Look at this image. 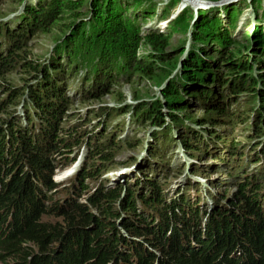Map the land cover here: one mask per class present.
I'll use <instances>...</instances> for the list:
<instances>
[{
    "label": "trees",
    "instance_id": "16d2710c",
    "mask_svg": "<svg viewBox=\"0 0 264 264\" xmlns=\"http://www.w3.org/2000/svg\"><path fill=\"white\" fill-rule=\"evenodd\" d=\"M127 1H131L132 5ZM127 1L123 2L124 5L136 11L140 7L139 3L142 4L144 0ZM118 4L117 0H41L39 7L55 9L60 14L67 11L72 17L68 22L67 31H70L65 30L64 36L57 41L61 45L69 42L73 46L70 37L73 40L86 29L84 11L91 13V20L95 21L92 29L99 26L104 43L114 44V50L109 56L100 54L101 61L95 70L102 77L101 83L106 85L107 91L112 90L119 82L118 77L109 73L115 69L114 63L109 64L115 54L122 64L125 63L121 75L126 76V81L130 79V72L131 76H135L140 70L146 75H156L160 82L177 61L176 56L169 58L164 53L167 35L156 29H149L142 34L139 15L125 16L123 6ZM147 14L150 13L146 12L143 17ZM77 20L80 22H76ZM177 20L180 21L177 24L184 23L186 15L182 14ZM42 24L43 22L40 23ZM31 25V22H27V26L22 29L26 31V27ZM214 25L213 22H204L200 27L210 33L208 37L213 38L214 45L234 43L226 33L211 30ZM140 39L155 49L153 57L148 58V63L140 59L134 60L130 55L135 56V51H128L129 47L137 46ZM252 39L262 43L264 34L258 32ZM101 46L99 42L93 44L94 50H101L98 49ZM124 47L127 50L125 52L122 50ZM263 47L260 52L262 55ZM21 50L20 44L5 46L0 50V76L17 73L20 80L31 82L27 76L29 72V76L36 73L38 66L35 60L30 59L27 53L22 54ZM237 50L239 51L238 48ZM237 50H230L223 56L222 62H228L225 65L228 71L221 77L224 94L221 96L215 92L214 98L219 99L220 103H213L212 108L208 106L205 109L208 112L206 118L212 120L215 117L212 112L217 110L225 116L227 124L236 119L248 126L244 135L246 139H256L255 143L260 144L256 141L264 137V105L259 101L261 110L256 109L247 100L240 112H229L226 103L246 92H250L247 93L250 97L254 95L255 99L264 100V58L260 57L257 62L252 61L248 54L236 58ZM120 52H124L123 55ZM157 61L167 64V68H160L158 71ZM58 62L54 67L57 70L54 71L56 77L53 80L32 85L29 96L35 106L31 111L27 108L23 115H17L23 120V124L11 123L8 115L5 127L0 126V264H264V146H260L262 150L258 151L253 148L250 156L247 152L237 151V146H231L230 155L226 158L229 172L238 178L242 177L244 182L240 183L234 196L223 193L227 192V188L221 195L213 193L211 203L206 207L200 206L199 198L196 201L197 191L193 194L189 190L194 184L190 185L189 182L181 195L169 199L164 195L167 181L160 182L152 175L146 176L142 181L137 180L134 186L99 183L94 188L90 186L92 170L88 169L78 177L79 180L82 175L87 183L81 178L79 186L59 189L52 177L56 168L53 165L55 156L64 155L86 142L89 145L87 162L90 158L91 169L94 170L93 165L98 160L100 169H103L105 163H109V167L117 164L114 156L121 151L122 146L119 141L111 139L112 134L106 137V142L99 138L92 142L88 137L83 138L77 128L65 129L62 126L60 118L69 114L64 110L67 101L63 105L66 100L65 88H59L57 80L67 77L66 73L71 68L64 64L58 67ZM68 63L72 65L74 60H69ZM184 65L189 79H196V72L190 71L188 63ZM86 78L88 76H83L81 81ZM4 92L7 94V91ZM20 92L22 91L18 93ZM177 93L174 92L172 97ZM163 96L168 100L162 106L152 104L140 114L142 122L151 119L160 123L159 119L163 114L161 108L164 106L170 112L180 109L181 103L177 99L168 98L166 93ZM6 101L0 98V114L11 110L12 103L17 99L11 94ZM147 103L139 102L141 109L137 115ZM9 113L15 115L14 110ZM178 119L179 117H175V122ZM205 122L203 119L197 120L199 124ZM82 124H75V127ZM26 129H31L32 134ZM59 133L69 136L62 138ZM105 133H108L107 130ZM216 135L215 139L226 142L223 140L226 135L217 132L214 133ZM185 137L186 134L182 138L184 150L193 148L195 144L190 143L194 138L191 136L187 140ZM199 151L203 150L199 147ZM209 151L206 150L208 153ZM134 163L124 162L123 166L130 167ZM250 165H254L250 170L252 174L244 175L240 172L239 175L236 172L239 168L238 171L242 170L246 174ZM191 173H198L196 165ZM128 178L129 176H125L119 180L131 183ZM88 188L93 191L81 194V189ZM57 193L62 194V199H54L53 196ZM82 197L87 199L88 204L80 201L83 200ZM220 197L227 200L223 199L225 202H222ZM91 207L96 208V213L100 214L92 211ZM44 215H50L51 218L44 220Z\"/></svg>",
    "mask_w": 264,
    "mask_h": 264
},
{
    "label": "rangeland",
    "instance_id": "374dc122",
    "mask_svg": "<svg viewBox=\"0 0 264 264\" xmlns=\"http://www.w3.org/2000/svg\"><path fill=\"white\" fill-rule=\"evenodd\" d=\"M40 1L0 0V50L5 46L20 44L22 54L27 53L38 66L36 73L29 76V72L27 76L31 82L20 80L17 73L0 76V98H4L7 102V98L13 94L17 99V103H12L11 110H9H14L15 115L9 111L0 114V126L5 127V123L8 121L6 119L9 116L11 123L23 124V120H20L19 116L23 115L27 108L31 111L35 106L29 96L32 85H38L41 81L48 79L53 80L56 77L54 71L57 70L54 67L59 61L58 67L64 64L65 67L71 68L66 73L67 77L57 80L58 87L65 88L64 98L66 100L63 105L67 101L64 110L69 114L65 117L62 115L60 118L62 126L65 129L77 128L83 138L88 137L92 142L98 138L102 142H106L108 140L106 137L112 134L111 139L119 141L122 146L120 147L121 151L114 156L117 164L109 167L110 164L105 163L103 169H100V160L93 165L94 170L91 169L90 158L87 162L89 145L86 142L79 148L65 152L64 155L62 154L63 156H55L53 165L56 168L52 177L59 189L63 187L71 189L72 186H79L81 178L87 183L85 177L80 175L79 180L78 177L80 173L90 169L92 170L90 178L92 187L94 185L96 187L99 183L134 186L136 182L152 175L160 182L167 181L164 195L169 199L181 195L185 185L190 182V185L194 184V187L189 190L193 194L197 191L196 201L199 198L200 206L205 207L210 205L213 193L215 195L228 193L231 196L237 194L240 183H243L244 179L229 172L226 162V158L230 155L229 149L235 145L238 147L237 151L247 152L250 156L253 148L257 151L262 150L264 137L256 141L260 144L255 143L256 139L247 140L244 135H246L248 126L236 119L228 124L225 123V116L219 114L217 110H213L212 113L215 117L212 120L207 119L208 112L205 109L208 106L212 108L213 103H220L219 99L214 98L215 92L221 96L224 94L221 77L225 76L228 71L225 66L228 62L223 63L222 59L228 51H236L238 48L239 51L235 52L236 58L248 54L252 61L256 60V62L260 57L264 58L262 57L264 55L260 54L264 41L260 43L259 40L252 39L258 32L264 34V0H235L223 6H214L212 3L210 4L211 0H144L142 4L139 3L140 7L135 9L136 11L124 5L123 2L127 0H117L118 6H123L121 8L125 16L139 15L138 21L142 24L140 28L142 34L149 29H156L167 35V47L164 53H167L169 58L176 56L177 61L171 67V71L163 75L160 82L156 75H146L140 70L134 74L135 76H131L132 72H130L128 76L130 79L126 81V76L121 75L125 63L122 64L117 54L114 53V58L109 60V64L114 63L115 69L109 73L118 77L119 82L110 91L105 89L106 85H102V77L95 70L101 61L100 54L105 57L109 56L114 50V44L104 43L99 26L92 29L95 21L91 20V13H88L87 10L84 11L86 16L83 19L87 23L86 29L76 35L73 40L72 36L70 37L73 46H70L69 42L61 45L62 43L57 41L70 31L67 29L68 22L72 20V17L67 11L60 14L55 9L41 8L39 7ZM127 2L132 5L131 1ZM146 12L150 14L143 17ZM182 14L186 15V21L177 24L176 22H180L177 19ZM142 19L145 20L142 21ZM79 20L76 22H80ZM27 22H31L32 25L26 27L25 31L22 27L27 26ZM42 22L43 24L40 25ZM204 22H213L215 25L211 30H218V32L220 30L226 33L225 35L232 37L234 43L223 44V46L214 45L213 38L208 37L210 33L200 29ZM95 42L102 44L98 48L101 50H94ZM122 50L127 51L125 47ZM128 51L129 53L135 51V56L130 55L134 60L140 59L144 63H148V58L153 57L152 52L155 49L140 39L138 45L129 47ZM124 52H120V54L123 55ZM69 60H74V64L70 65ZM206 62L207 66H205ZM186 63L190 65L192 73L196 72L198 76L196 79L190 80L189 75L185 73L184 64ZM104 64L107 65L105 62ZM156 66H158V71L160 68H167V64L159 61ZM196 68L199 70L197 71ZM83 76H88V78L81 81ZM13 88L15 90H12ZM4 91H7V94ZM19 91L22 92L19 94ZM174 92H178L174 95L175 98L172 97ZM164 93L169 96L168 98L177 99L181 103L179 104L180 109L170 112L168 107L164 106L161 108L163 114L159 119L160 123L157 124L151 119L142 122L140 114L148 106L156 103L162 106L168 100L163 96ZM247 93L250 92L241 94L238 98L233 97L232 101L226 103L229 112H240L246 105L244 101L247 100H249L248 104L251 102L256 109L259 108V101L264 105V100L255 99L254 95L250 97ZM141 101L148 103L137 115L141 109V104H139ZM259 109L261 110V108ZM175 117H179L178 122H175ZM202 119L206 120L204 124L197 123V120ZM217 121H219L218 124ZM80 122L83 124L75 127V124ZM104 123L106 125H103ZM106 130L108 133H105ZM26 131L32 134L31 129H26ZM216 132L226 135V139H223L226 142L215 139L217 135L214 136V133ZM85 133L87 134L85 135ZM100 133L105 134L100 135ZM185 134L187 140L191 136L194 138L190 145L195 144V146L191 149L184 150L182 138ZM59 136L66 138L69 135L59 133ZM199 147L203 151H199ZM107 148L113 153L111 148ZM206 150H210L209 153ZM256 150L255 152H257ZM152 155H156V157ZM129 161L135 163L130 167L123 166L124 162ZM232 163L234 165V162ZM195 165L198 168V173L192 175L191 171ZM250 166L246 174L242 170L238 171L239 168L236 169V172L239 175L240 172L244 175L252 174L250 170L254 165ZM121 171H130L128 180L131 183L122 182L116 177ZM225 188L228 189L227 192H223ZM88 190L81 189L80 192L86 194L93 191L89 188ZM53 197L60 200L62 194L57 193ZM220 199L225 202L223 199L226 198L220 197ZM80 201L88 204L86 198ZM191 202L194 203L192 199ZM90 209L96 213V208L91 207ZM50 218V215L43 216L44 220Z\"/></svg>",
    "mask_w": 264,
    "mask_h": 264
},
{
    "label": "water",
    "instance_id": "95a60500",
    "mask_svg": "<svg viewBox=\"0 0 264 264\" xmlns=\"http://www.w3.org/2000/svg\"><path fill=\"white\" fill-rule=\"evenodd\" d=\"M195 1H198V0H195ZM232 1H235V0H218V1H215V2L212 1V2H210V4L212 3L214 6H223V5H225L227 3H230Z\"/></svg>",
    "mask_w": 264,
    "mask_h": 264
},
{
    "label": "bare ground",
    "instance_id": "6f19581e",
    "mask_svg": "<svg viewBox=\"0 0 264 264\" xmlns=\"http://www.w3.org/2000/svg\"><path fill=\"white\" fill-rule=\"evenodd\" d=\"M129 174H130V171H121L120 173H118V175L116 177H118L119 179H122L125 176H129ZM192 175H194V174H192Z\"/></svg>",
    "mask_w": 264,
    "mask_h": 264
}]
</instances>
